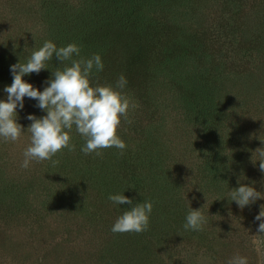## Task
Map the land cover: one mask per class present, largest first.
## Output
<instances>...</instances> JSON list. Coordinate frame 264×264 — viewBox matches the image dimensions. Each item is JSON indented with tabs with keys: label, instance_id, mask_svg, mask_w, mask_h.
Returning a JSON list of instances; mask_svg holds the SVG:
<instances>
[{
	"label": "rangeland",
	"instance_id": "obj_1",
	"mask_svg": "<svg viewBox=\"0 0 264 264\" xmlns=\"http://www.w3.org/2000/svg\"><path fill=\"white\" fill-rule=\"evenodd\" d=\"M185 1L187 0H178L175 5L182 9ZM191 1L194 2L191 9L198 8L203 12L202 20L199 21L201 29L209 26L220 27L219 24L228 19L233 34L235 24L241 21L254 33V36H250L255 44L250 43L253 51H234L233 60H228L227 63L224 60L223 63L215 54L206 60L213 71L215 67L225 66L227 69L226 73L221 72L219 77H213V84L219 91L222 90V100L225 91L231 93L224 108L234 110V122L228 121L226 124L231 122L234 127L240 126L245 136L239 139L242 140L240 143L235 139L229 142L221 140L216 124L211 131L206 130V119L199 122V128L193 126L184 117V113L179 111L180 105L173 84L168 83L183 81L178 80L180 74L177 73V68L179 71L184 70L181 60H176L174 67L168 62L164 72L159 70L162 66L158 67V71L152 66L138 70L136 61L129 62L124 58L129 55L128 47L135 43L144 46L147 42L150 43L145 35L136 34L138 28H141L138 23L133 22L132 33L125 36V31L121 32L120 28L116 30L110 25L98 28L99 20L90 17L88 10L74 12L78 22H68L70 18L57 13L54 0H0V51L13 55L14 51H19L22 55L21 61L25 62L33 50L32 47L38 48L46 40H52L58 47L76 43L84 57L100 53L94 49L100 46L99 49L105 52L104 55L113 57L114 63L109 64L110 74H105V71L101 78L100 72L93 79L101 84H115L121 74L125 75L127 86L123 91L136 105L129 109L128 120L122 118L118 134L131 147L149 138L147 141L153 144L158 157L169 154L173 159L185 161L182 162L183 168L185 167L183 170L180 168L181 164L178 171L172 169L171 177H167L172 181L169 186L175 192L172 194L173 200H168L166 193H156L157 189L160 190L158 184L154 194L150 196L146 190L144 196L141 190L144 188V181H133L130 188H126L131 194L144 197L147 195L160 202L152 201L150 227L145 231L148 235L146 240H154L151 243L153 250L148 255L143 251L134 253L136 259L131 261L133 264H136V260L139 264H227L229 258L236 254L247 256L249 264H264V234L257 232L259 221L254 219L259 205L264 204V199L241 210L235 202L226 198L229 190L239 186L238 179L240 183L252 185L258 191L264 192V171H261L260 162L256 161L257 155L254 152L256 148L264 146V142L260 141L264 140V66L260 68L264 63V54L259 50L260 44L264 43V0ZM154 2L153 6L150 5L151 12L157 17H169L162 7H158L159 1ZM161 3L166 5L167 2L161 0ZM98 10L101 12L102 7ZM178 16V20L184 23V15L179 13ZM125 17V13L116 16L118 19ZM148 19L152 21L155 17H144L142 20L146 23ZM192 19L187 22L195 24ZM81 22L93 24L97 28L85 38L87 33L79 25ZM174 29L177 34V28ZM230 30L225 29L222 33L229 35ZM238 35L242 36L239 33ZM134 37L137 40H133ZM213 44L211 50L215 53L219 50V45L216 42ZM10 54L7 57L13 60V64L17 63L16 57H10ZM261 59L262 63L259 62ZM64 63L54 56L46 62L49 69H42L38 74L25 75L23 79L43 90L46 86L44 82L51 76V72L57 67L63 68ZM168 72L171 79L163 77ZM241 72L246 77H240L238 74ZM154 75L159 77L153 78ZM145 82L156 84L158 89L154 90L151 86L148 96L147 90L143 89ZM11 83V79L0 77V99L6 97L3 92L5 85ZM185 83L189 88L193 86L189 81ZM35 105V100L26 97L24 108L17 109L18 123L25 130L31 123L27 119L29 114L37 117L45 115ZM70 135L75 141V128ZM30 137L31 133L25 132L15 142L0 140V264H111L112 256L108 252L116 247L118 235H123L120 237L124 244L133 247L135 239L144 232L134 233L132 236H128V232L112 233L111 226L122 209L109 200L108 208L96 207L92 200L97 195L94 183L74 187L77 182L74 175L70 172L64 174L63 168L56 167V164L48 166L47 160L32 161L27 169L21 167ZM136 148L141 149V146ZM240 148L245 150L240 152ZM76 152V148L72 151L65 148L54 157H63L68 153L75 156ZM209 154L213 159L218 154L222 155L225 162L205 166V159L201 165V157ZM99 158L101 159V155ZM146 172L143 169L141 174ZM28 179L31 183L29 185ZM136 184H139L138 190ZM69 187L73 189L70 191ZM55 189L61 190L62 194L56 193ZM93 193L96 195L93 196ZM86 194L91 195L88 198ZM72 198L76 201L81 198V206L73 203ZM163 199L166 202L162 203ZM189 201L193 209L203 206L201 211L207 222L201 231H185L183 228ZM173 209L172 216L176 220L171 222L169 219L166 222L169 229L166 232L162 228L156 230L165 217L161 214H167L170 210L172 213ZM102 255H105V259ZM148 256L151 259L146 262Z\"/></svg>",
	"mask_w": 264,
	"mask_h": 264
},
{
	"label": "trees",
	"instance_id": "obj_2",
	"mask_svg": "<svg viewBox=\"0 0 264 264\" xmlns=\"http://www.w3.org/2000/svg\"><path fill=\"white\" fill-rule=\"evenodd\" d=\"M158 1V7H162L164 11L168 13L169 17L165 16L162 18L160 15L157 17L151 12L150 5H154V0H54V7L57 13L66 15V18H70L67 20L68 22L74 21V23L77 21L74 12H84L88 10L90 17H95V20L96 18L99 20L97 24L98 28L101 26L110 25L116 30H119L118 28H120L121 32L125 31V36L132 33L131 30L134 26L132 23H138V26L141 28H138V32L136 34L145 35L150 43H148L146 40H142L147 42L146 46L140 44L137 45V43H135L132 47H128L129 55L127 54V56L124 58L128 59L129 62L136 61V68L138 70L142 67L147 69L152 66L154 70L158 71V67L162 66L163 68L159 70L164 72L167 69L166 65L168 62H171V65L174 67L176 60H181L182 63H184V70L179 71L177 68V73L180 74V78H178V80L182 79L183 81L176 80V82L171 81L168 83L173 84L179 105L181 106H179V111L184 113V117L195 127L199 128V122L203 121L204 119H206L207 124L205 129L208 131L214 129L213 126L216 124L219 137L224 142H229L232 139L239 140L241 137L245 138L240 126H237L235 123L236 126L234 127L233 124H231V122H234V110H231L229 107L224 108L226 100L229 102L228 99L230 98L231 93L229 91H225L223 93L225 97L223 96L222 100V98H220V91L222 92V90L220 89L219 91L213 84V77H219L221 72L226 73L227 69L224 68L225 66L221 68L215 67V70L213 71L211 66L207 64V61L208 58H211L215 54L219 60L221 59L222 62L224 60V62L227 63L228 60H233L232 56L234 51H253V48L250 47V43L254 44V42L250 40V36H254V33L251 32V30H248L249 26H247L244 21H241L235 24L233 34L230 30V22H228V19L225 22H221L219 24L220 27L209 26L202 27L201 29V24L199 21L202 20L203 12L198 10V8L191 9L192 4L194 3L193 1H185L182 9H180L177 4L175 5L178 0H166V5H162L161 0ZM262 6L264 7V5ZM99 7H102L101 12L98 10ZM122 13L126 14L124 19L116 18L117 15ZM179 13L184 15V19H182L184 20V23H181L178 20L179 16L177 17V15ZM151 16H154L155 19L152 21L148 19L149 21L146 23L143 22L142 19L144 17L147 18ZM191 18H193L192 20L195 22V24L187 22ZM79 25L82 27V30L87 33L85 38L90 32H93L97 28L93 24L89 25L82 22ZM192 25L194 26L192 27ZM174 28H177V34ZM225 29L230 30L229 35L222 33ZM238 33L242 34L244 37L239 36ZM135 36L137 38V35ZM136 38L134 37L133 40H137ZM213 42H216L217 45H219V50H217L215 53H213L211 50L212 45H214ZM99 47L100 46H96L94 49H97L98 52H100L99 54L102 56L104 69H107H103L101 74H99L102 78V76L109 73V64L114 63V60L113 57L109 58L107 55H104L105 52L99 49ZM259 50L264 54V43L260 44ZM88 52L89 51L86 49V53ZM118 52H116L117 55ZM9 54L10 53L0 51V77L12 80V75L10 76V65H12L14 62L12 59L7 57ZM14 54L15 55L10 54V57L15 56V61L18 63V59H20L22 55L19 53V51H14ZM131 55L132 57H130ZM6 58L9 59L5 61L4 59ZM259 62L262 63V59L259 60ZM21 63L23 62L21 61ZM263 66L264 63L260 65V68ZM105 71L107 72L103 74ZM234 73H236V65H234ZM238 75H240V77H246L243 72L239 73ZM108 76L110 77V75ZM154 77H159V75H154L153 78ZM163 77L171 79L169 77V72ZM150 80L153 82L152 79ZM186 81H189L191 84H193V86L189 88V86L185 83ZM152 82L144 83L146 86L143 89L147 90L146 92L148 96L150 95L149 90H152V87H154V90L158 89L156 84H151ZM147 103H149V101ZM232 115L233 117H231ZM228 121H231L229 125L226 124ZM147 139L141 140L133 147H131V145L127 143L128 141L126 140L125 143L127 147L125 150H123V154L120 153V150L114 147L101 149L100 151H102V155L100 159L99 156L95 155V153L85 155L80 151V146L84 141L77 133L76 140L71 141L77 150L76 155L71 156L68 153L63 157H53V160L58 161L56 167L61 166L63 168L62 172L64 174L70 172L74 175V179L77 180L76 184H74V187L89 183H92L93 185L94 183L93 187L95 190H97V195L93 193V196H96L94 198L92 197V200L96 207L100 206V209L101 206L103 209L106 206V208L109 207V205H107V197L109 193L124 191L133 184V181H144V183H142L144 188L141 190L143 192L146 190L149 196L154 194L155 190L157 189L156 185L158 184V188H160V190L158 191L157 189L156 193H166V196L169 197L168 200H173L172 194L175 192L169 186L172 184V181L168 180L169 178L167 177H171L170 171L172 169H176L178 171L182 162L184 163L185 161L173 159L169 154L166 157H158V153L154 151L153 144L149 143ZM240 142H242V140H239V143ZM136 146H141V149L136 148ZM240 149V152L245 150L242 148ZM233 151L237 152V149H234ZM223 158L224 157L222 155L220 156L219 154L214 159L210 154L203 155V157H201V165H203L205 159V166H210L211 164H222L225 162ZM100 160H102V162H100ZM59 162H62V164ZM47 164L48 166L54 165L49 160H47ZM97 166H99V168ZM183 166L184 165L182 164L180 167L181 170L185 168H183ZM143 169H145L147 172L141 174ZM29 184L31 183L28 179V185ZM139 184H136L137 190L139 188ZM72 189L73 188H70V191ZM55 191L60 195L62 194L61 190L55 189ZM64 194H66L65 191ZM124 194L134 198L137 202L144 199H150L151 201H154L147 195L144 197L145 192L144 196L131 194V191L129 190H126ZM90 195L91 194H86V197L89 198ZM72 200L77 206H81V198L78 201H76L74 198H72ZM164 202L166 201L163 199L162 203ZM156 203L160 204V202ZM125 207H128V205H121L119 208L123 210ZM161 208L164 207L161 206ZM170 212L171 210L167 214H161L165 217L159 222L160 226L156 230L159 231L162 228V231L166 232L169 229V226H167L166 222H168L169 219L171 222L176 220L175 216H172L174 209L172 213ZM134 233L135 232H128L127 235L132 236L135 235ZM120 236L123 235L117 236V244L116 247H114V250L109 249L110 252H108L112 256L111 264H133L131 261H135L134 259H136L135 255H133L134 253L137 251H143V253L147 254L153 250L151 243L154 242V240L151 241V238L146 240L148 235H146L145 232L142 235H138V237L134 236L137 238L135 239V243H133L134 246L131 248L129 244H124V241L121 240ZM143 253L141 257H143ZM102 256L104 257L105 255ZM149 259H151V256H148L145 261L147 262ZM136 264H139L138 260H136Z\"/></svg>",
	"mask_w": 264,
	"mask_h": 264
},
{
	"label": "clouds",
	"instance_id": "obj_3",
	"mask_svg": "<svg viewBox=\"0 0 264 264\" xmlns=\"http://www.w3.org/2000/svg\"><path fill=\"white\" fill-rule=\"evenodd\" d=\"M32 49L25 62L10 65L12 83L5 85L3 92L6 97L0 99V140L15 142L25 132L31 133L21 167L29 168L32 161L49 160L57 164L53 157L58 152L65 148L75 150L70 135L73 128L84 141L80 151L85 155L95 153L100 156L101 149L113 147L123 154L127 145L117 130L122 118L128 120L129 109L136 107L123 91L127 86L126 77L121 74L115 84H101L93 79L96 73L104 69L102 56L99 53L81 56V49L76 43L58 47L52 40H46L40 47L34 46ZM54 56L61 63H67L63 68L57 67L51 72L43 90L23 79L25 75L49 69L46 62ZM26 97L35 100V106L45 115L37 117L29 114L27 119L31 123L25 130L18 123L17 109L24 108ZM254 152L261 171H264V146L256 148ZM237 183L239 186L229 190L226 198L228 201L230 198L241 210L264 199V192L254 186L242 184L239 179ZM127 189L109 193L107 197L118 208L128 205L117 216L110 230L112 233L145 232L150 227L153 202L150 199L137 202L124 194ZM202 207L193 209L189 201L183 223L185 231L203 229L207 221ZM254 219L259 221L257 232L264 234V204L259 205ZM227 264H249V261L247 256L236 254L229 258Z\"/></svg>",
	"mask_w": 264,
	"mask_h": 264
}]
</instances>
